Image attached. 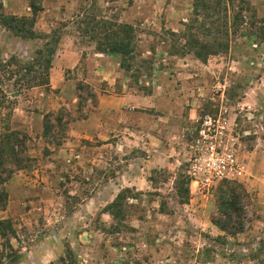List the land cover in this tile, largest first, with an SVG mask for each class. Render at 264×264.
Here are the masks:
<instances>
[{
	"label": "rangeland",
	"instance_id": "rangeland-1",
	"mask_svg": "<svg viewBox=\"0 0 264 264\" xmlns=\"http://www.w3.org/2000/svg\"><path fill=\"white\" fill-rule=\"evenodd\" d=\"M15 1L40 8L35 30L47 36L43 42L59 36L57 47H76L82 56L65 71V86L55 90L27 88L14 64L10 80L9 72H0L5 86L20 89L13 113L3 111L0 132L9 124L29 137L25 168L5 184L8 202L0 210V219L11 220V244L20 257L8 260L0 237V264H264V250L255 260L249 257L264 238L259 190L251 189L247 177L238 182L244 228L224 235L211 221L221 216L217 186L206 193L188 184L186 161L196 120L221 100L237 116L240 158L245 162L250 149L264 151V99L249 101L264 96V43L240 35L228 52L206 62L182 51V41L163 30L184 28L192 0ZM251 3L264 16V0ZM85 7L92 20L132 25L138 56L130 71L119 66L116 78L142 98L155 94L152 100L129 99L111 144L102 137L105 115L95 110L106 81L90 75L102 56L93 55L94 33H86L81 22ZM21 40L0 26V57L15 56L9 50ZM41 92L50 96L42 109L35 101ZM29 112L36 113L33 130ZM88 119L93 122L86 125ZM46 122L54 125L44 135ZM72 123L80 124L77 135L70 132ZM154 150L163 159L150 163Z\"/></svg>",
	"mask_w": 264,
	"mask_h": 264
},
{
	"label": "trees",
	"instance_id": "trees-1",
	"mask_svg": "<svg viewBox=\"0 0 264 264\" xmlns=\"http://www.w3.org/2000/svg\"><path fill=\"white\" fill-rule=\"evenodd\" d=\"M29 6L31 14L19 16L5 13L3 3L0 1V26L23 39L46 38L47 36L42 37L35 30L37 12L40 8L33 2H30ZM83 12L86 17L81 22L86 25V33L89 31L94 33L92 38L96 39L97 52L120 56L119 66L130 71L133 65L131 61L138 56L132 25L110 23L103 19L95 21L90 18L92 15L90 9L85 7ZM183 25L184 28L180 32L164 29L163 33L182 41L179 44L181 50L191 53L201 62H206L211 56L228 52L233 39L240 35L254 37L258 45L264 43V16L257 15L251 0H192L191 14ZM245 26L247 29H244ZM59 40V36L50 38L44 47L37 51L36 57L25 63L20 62L14 55L7 59L0 57V72H9L6 79L10 80L14 72L8 67L14 64L17 68L15 72L27 88L48 86L52 59ZM141 61L144 62V59L141 58ZM14 83L17 81L14 80ZM5 85L6 83L0 79V118L5 110L8 112L7 115L13 113L16 104L14 98L20 91L19 88L11 89ZM55 121L59 123L61 118L56 117ZM53 125V122H46L44 135L51 131ZM28 140L25 132L13 129L9 124H5L0 132V210H4L8 202L5 184L15 172L25 168L22 153ZM187 183H190L188 176ZM216 188L219 192L218 210L221 216L213 218L212 223L224 235L234 236L241 233L244 228L240 220L243 209L240 202L241 189L243 190L241 184L224 181ZM185 191L188 192V188H185ZM110 214L115 216L114 212ZM15 235L11 220L0 219V237L3 238V245L9 249L6 257L12 263L17 262L20 257L11 244V238ZM263 250L264 238L259 241L257 248L250 250L249 257L255 260Z\"/></svg>",
	"mask_w": 264,
	"mask_h": 264
},
{
	"label": "crops",
	"instance_id": "crops-1",
	"mask_svg": "<svg viewBox=\"0 0 264 264\" xmlns=\"http://www.w3.org/2000/svg\"><path fill=\"white\" fill-rule=\"evenodd\" d=\"M0 1L3 3L5 13L15 14V15L31 14V8L29 5H27L26 1L23 2L22 4L23 6L18 5L15 0H0ZM45 3L48 2L45 1ZM43 6H45V4ZM23 8L25 10L22 11L21 9ZM12 36L17 37L14 36L13 34ZM20 39H22L20 42V47L18 49H14L11 51L9 50V52L15 54L18 60L22 63H25L35 58L37 51L42 49L43 43H45L41 38H34V39L20 38ZM93 55L102 56V59L101 61L99 60L97 62L99 65L98 68L92 69V72L94 74H90V75H92V78H95L96 76H102V80L106 81L103 93H101L100 95V101L98 107L95 108V110L101 109L103 114L105 115L103 120V127H102L103 129L102 137H103V141H109V143L106 144H111V139H112L111 137H113L112 131L115 130L118 126L120 127V124H118L117 121L120 122L122 120L121 114L124 110V107H126V105H129L130 103L129 99L134 98L135 100L136 99L145 100L150 98V100H152L154 99L155 94L153 92L152 95L145 96V98H142V96L134 94L131 91H126V85H124L123 80H118L116 78L117 76L122 74L121 69L119 67V56L114 54H104L101 52H94ZM81 56H82L81 51L77 50L76 47L72 48L71 46L69 48L67 47L61 48L59 44V46L56 48L55 54L53 55L52 67L50 68V72H49L48 86L50 90L60 89L62 86H65V82H66L65 71L74 69L80 63ZM32 88H37V87H32ZM158 88H162V87L159 86ZM44 95L45 93L41 92L40 96H38L37 99L35 100L36 103L38 104L36 106L37 108L42 109L44 107L49 106L50 96L49 94H46L47 96L45 98ZM261 99H264L263 94L261 97L256 96L254 97V99L252 98L249 101H252V103L253 102L258 103V101ZM29 115H28L29 128L33 130L34 127L33 121L35 120L36 113L29 112ZM91 121L92 120L90 119L84 120V123H86L87 125L90 124ZM73 125H75L76 127L73 128ZM79 126L80 124L72 123L70 126V132L75 133V135H77L76 133ZM162 156L163 154L160 150L152 151L150 157V163H154L155 159L158 158L163 159ZM245 159H246L245 161L246 167L248 170L247 181H249V185L251 189H254L255 191L259 190L257 194L260 197H264V178H263L264 151L263 150L256 151L255 148L250 149L246 152ZM134 179L140 180L138 176H135ZM118 180L120 181V178L116 177L115 181ZM133 184H136V182H133ZM113 185L115 184L113 183Z\"/></svg>",
	"mask_w": 264,
	"mask_h": 264
},
{
	"label": "built area",
	"instance_id": "built-area-1",
	"mask_svg": "<svg viewBox=\"0 0 264 264\" xmlns=\"http://www.w3.org/2000/svg\"><path fill=\"white\" fill-rule=\"evenodd\" d=\"M236 113L227 101L204 111L191 132L187 153V176L195 188L210 192L224 181L240 182L248 177L240 158V133Z\"/></svg>",
	"mask_w": 264,
	"mask_h": 264
}]
</instances>
